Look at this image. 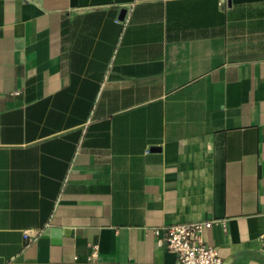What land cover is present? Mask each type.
I'll return each mask as SVG.
<instances>
[{"label": "crops", "instance_id": "obj_1", "mask_svg": "<svg viewBox=\"0 0 264 264\" xmlns=\"http://www.w3.org/2000/svg\"><path fill=\"white\" fill-rule=\"evenodd\" d=\"M206 219L264 264V0H0V264H177L155 227Z\"/></svg>", "mask_w": 264, "mask_h": 264}, {"label": "built area", "instance_id": "obj_2", "mask_svg": "<svg viewBox=\"0 0 264 264\" xmlns=\"http://www.w3.org/2000/svg\"><path fill=\"white\" fill-rule=\"evenodd\" d=\"M119 22L121 19H117ZM216 220H194L183 223H172L161 227H155L157 244L166 247L177 254V264H224L223 257L217 246L212 245L205 239V230ZM44 229H25L24 238L30 242L37 240ZM264 245V231L260 235ZM93 250L84 264H102L99 254V246L92 245ZM4 264H17V255H13Z\"/></svg>", "mask_w": 264, "mask_h": 264}, {"label": "water", "instance_id": "obj_3", "mask_svg": "<svg viewBox=\"0 0 264 264\" xmlns=\"http://www.w3.org/2000/svg\"><path fill=\"white\" fill-rule=\"evenodd\" d=\"M231 2V0H228V3H230ZM124 13H125V10L123 9L122 10V16L124 15ZM155 148H157V147H155Z\"/></svg>", "mask_w": 264, "mask_h": 264}]
</instances>
